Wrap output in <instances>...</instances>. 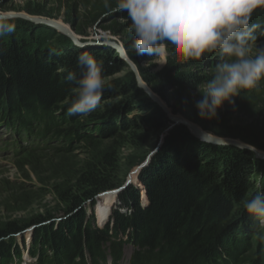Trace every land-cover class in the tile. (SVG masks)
<instances>
[{"label":"trees","instance_id":"trees-1","mask_svg":"<svg viewBox=\"0 0 264 264\" xmlns=\"http://www.w3.org/2000/svg\"><path fill=\"white\" fill-rule=\"evenodd\" d=\"M65 1L87 11L91 22L111 18L103 28L114 34L127 27L115 19L128 18L126 12L117 10L118 0ZM251 23L264 26V7L254 10ZM45 38H49L46 31L35 37L16 31L0 37V127L10 137L7 146L14 155L53 149L47 145L51 141L69 144L74 140L84 143L89 158L81 164L73 187L56 188L64 204L62 219L47 214L0 222V264H20L27 231L28 253L35 259L32 264H119L126 244L133 247L129 264H264V227L249 240L243 235L250 228L244 201L258 195L248 173L251 162L257 161L252 152L201 141L185 125H177L160 138V144L146 145L145 152L152 154L143 158L147 162L136 176L138 186L121 187L119 150L123 145L103 148L104 135L125 140L141 130L127 116L130 102H141L149 110L145 121L153 127L163 126L166 114L154 108L129 71L126 78L112 84L127 95L124 102L94 115L91 122L62 128L60 113L67 111L76 87L65 77L68 71L79 77L81 52L58 53L42 47ZM262 40L264 36L257 32L256 42ZM125 46L134 59L132 45L125 42ZM87 52L102 63L104 77L128 65L123 57L116 59L108 46ZM166 52L160 75L172 85V111L196 121V101L205 93L215 68L207 73L200 69L176 72L181 64L189 62L192 68L195 62L178 57L169 46ZM138 71L149 85L153 82L143 68ZM172 71L176 73L171 75ZM233 100L234 104L223 105L226 112L218 117L246 116L251 121L240 131L248 136L264 134V80L257 89L243 91ZM227 134L238 137L233 131ZM251 144L264 150L255 139ZM115 190L119 194L114 205L112 196L96 203L102 193Z\"/></svg>","mask_w":264,"mask_h":264},{"label":"rangeland","instance_id":"rangeland-1","mask_svg":"<svg viewBox=\"0 0 264 264\" xmlns=\"http://www.w3.org/2000/svg\"><path fill=\"white\" fill-rule=\"evenodd\" d=\"M0 10L7 11L9 14H26L29 17H41L54 21L66 28L67 32L78 39L75 40L71 38L68 33L62 32L53 26L36 24L21 17H12L16 25L15 31L23 35L35 37L41 31L48 32L49 38H45L40 42L42 47L50 48L58 51V53H66L76 51L87 52L92 49L108 46L113 50V56L116 59H119V56H121L129 60L127 66L113 75L105 77L107 92L102 94L101 106L88 116H71V118H68L66 114L67 111H62L58 119L62 128H66L70 125L75 126L76 122H91L94 115L111 109L113 105L118 102H124L127 99V95H124L120 90H115L112 84L117 79L126 78L128 72L132 71V66L137 69L140 67L143 68L145 73L153 78V82H151L150 85L144 80L143 81L159 100L172 111L170 93L173 88L168 80H164L165 77L162 78V75H160V71L165 66L168 58L166 48L159 56L155 57L137 55L133 47L135 34L132 29V22L129 18H115L121 23H127V27L121 32L114 34L110 30L103 28L109 24L112 20L111 18L108 17L106 19L101 17L95 22H91L86 18L88 14L87 11H84L78 5L72 6V3H68L65 0H2L0 1ZM31 10L38 12H33ZM107 41H112L120 45L121 50H116L114 47L106 44L105 42ZM125 42L132 45V49L135 52L134 59L127 57L129 51L125 49ZM256 47H264V40L256 42L253 52H255ZM125 52L127 54H125ZM217 61L218 57L215 53L208 54L207 59L194 61L195 66L192 68H189V62L181 64L178 67L179 70L176 72H187L189 69L192 72H196L197 69H200L202 73H207L210 69L215 68ZM176 72L172 71L171 75H174ZM126 106H128L127 108L130 110L127 116L131 120V123H136L141 127V130L136 132V136L124 138L125 140L119 137L104 135L102 142L103 148L123 145L119 150L121 187H127L131 184L138 186L136 176H138L139 171L135 174H131L132 171H129L142 164L145 156L149 157L150 154H152V152L149 151L145 152L146 145L160 144V138H163L168 130L182 124L170 120L166 111L157 103H155V107H153L161 108L167 116L166 123L159 128L153 127L145 121V115L149 113V110L145 109L141 102L135 104L130 102L126 104ZM225 112L226 108L224 106L218 109V113L220 114ZM174 114L186 118L191 123L212 135L238 139L264 152L263 149L251 144V140L255 139L259 144L264 145L263 133L248 136L245 132L240 131L245 127V124L251 121L246 116L237 114L231 116L223 115L222 119L218 117L212 120H204L199 117L198 120L192 121L185 117L182 112H176ZM186 127L192 133L190 128L188 126ZM229 131L237 133L238 137L228 135L227 133ZM5 133V129L0 127V222L12 219H26L34 215L47 214L53 216L54 220L62 219L61 214H63L64 204L61 202L56 188H70L75 185L81 164L89 158L88 148L82 142L70 140V143L67 144L65 141L59 140L51 141L47 144L52 146L53 149L30 150L14 155L10 147L7 146L11 141L10 137L5 136ZM252 156L257 159V161L251 162L249 166L248 173L251 186L258 195L264 194V159L255 157L253 152ZM118 194L119 190L102 193L98 197L96 203L105 196L109 198L112 196L113 201L116 202ZM115 202H113L112 205H114ZM262 227H264V224L257 226L256 220L250 215V228L243 231V235H245L244 238L249 240V236L257 234V229ZM24 237L25 243L29 244V231L25 233ZM19 241L20 237H17V242ZM132 250L133 247L131 244H126L124 246L123 257L119 264H129ZM21 260L20 264H23V262L32 263L35 259L24 250Z\"/></svg>","mask_w":264,"mask_h":264},{"label":"clouds","instance_id":"clouds-1","mask_svg":"<svg viewBox=\"0 0 264 264\" xmlns=\"http://www.w3.org/2000/svg\"><path fill=\"white\" fill-rule=\"evenodd\" d=\"M264 0H118L117 10L127 13L135 34L137 55L159 56L166 46L185 61L218 57L212 78L195 107L201 119L218 118V109L264 80V47L253 48L264 26L251 23L252 13ZM7 11L0 10V37L15 32ZM78 77L68 71L65 79L76 84L68 116H88L101 106L106 89L103 65L89 52L77 56ZM244 208L264 224V194L244 201Z\"/></svg>","mask_w":264,"mask_h":264},{"label":"water","instance_id":"water-1","mask_svg":"<svg viewBox=\"0 0 264 264\" xmlns=\"http://www.w3.org/2000/svg\"><path fill=\"white\" fill-rule=\"evenodd\" d=\"M11 17H21L23 19L29 20L33 23L36 24H46L48 26H53L57 29H59L62 32L68 33V35L75 39L78 40L75 36L71 35L69 32H67L66 28L57 25L56 22L51 21V20H47L41 17H29L26 14H9ZM106 44L114 47L116 50H121V46L117 45L116 43L112 42V41H107L105 42ZM129 61V60H128ZM132 71L135 75L137 84L140 88H142L147 95L149 96V98L151 100H153L155 103H157L159 106H161L167 113V116L170 120L174 121V122H178V123H182L186 126H188L190 128V130L192 131V133L201 141L207 142V143H213V144H219V145H234L236 147L239 148H243V149H247L253 152L254 156L257 158H261L264 159V152H261L260 150L250 146L249 144H246L244 142L239 141L238 139H231V138H227V137H220V136H216V135H212L204 130H202L201 128H199L198 126H196L195 124L191 123L190 121H188L186 118L174 114L172 111H170L160 100L159 98L150 90V88L148 87V85L143 81V79L141 78L139 71L137 68H135L134 66H132ZM147 162L144 161L142 164H140L138 167H136L131 174H135L137 171H139V169L145 165Z\"/></svg>","mask_w":264,"mask_h":264},{"label":"built area","instance_id":"built-area-1","mask_svg":"<svg viewBox=\"0 0 264 264\" xmlns=\"http://www.w3.org/2000/svg\"><path fill=\"white\" fill-rule=\"evenodd\" d=\"M125 54H127V53L125 52ZM127 57L130 58V56L128 54H127Z\"/></svg>","mask_w":264,"mask_h":264},{"label":"bare ground","instance_id":"bare-ground-1","mask_svg":"<svg viewBox=\"0 0 264 264\" xmlns=\"http://www.w3.org/2000/svg\"><path fill=\"white\" fill-rule=\"evenodd\" d=\"M57 25H59V24H57ZM60 26V25H59Z\"/></svg>","mask_w":264,"mask_h":264}]
</instances>
